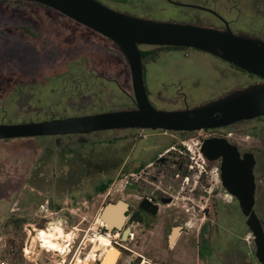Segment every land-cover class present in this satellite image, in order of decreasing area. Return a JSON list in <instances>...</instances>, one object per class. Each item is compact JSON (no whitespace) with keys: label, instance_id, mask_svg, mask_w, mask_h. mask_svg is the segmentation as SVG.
I'll return each mask as SVG.
<instances>
[{"label":"rangeland","instance_id":"374dc122","mask_svg":"<svg viewBox=\"0 0 264 264\" xmlns=\"http://www.w3.org/2000/svg\"><path fill=\"white\" fill-rule=\"evenodd\" d=\"M99 1L114 10L140 18L218 28L224 26L210 13L173 6L167 0ZM174 1L214 9L231 23L236 34L264 40V0ZM28 23L39 26V41L55 40L62 48V57L52 61L39 59L36 66L42 65V73H35L34 69L32 73H28L27 69L30 68L27 67V72L23 75H9L8 79L0 76V124L39 122L52 116L62 118L136 108L129 64L116 46L100 36H87L88 30L81 25L39 4L0 0V73L24 71L20 68L25 64L28 49L24 46L17 47L20 41L34 53L46 51L45 46L40 47V43L31 44L32 37L29 34L24 35L25 28H33L32 25L26 27ZM50 23L56 27L48 26ZM54 34H58V40ZM79 36L88 41L87 48L81 50V53L67 52L65 49H69L68 44H72L75 37ZM10 41L17 42L15 45L18 49L13 55L9 54L5 46ZM142 50L145 51L146 48ZM154 50V58L150 57L144 64L145 85L159 109L183 108L184 94L194 96L193 103L199 105L218 98L227 91L255 84L253 78L248 79L236 68H231L229 75L222 69L218 74L210 76L207 72L209 66L218 67L224 63L210 54L189 48L159 47ZM199 73H202L203 78L193 79ZM196 91H199L197 96L193 94ZM205 134L200 132L187 140L196 151L197 160V151L203 141L201 135ZM233 134V141L239 146L257 152L260 167L256 170L259 191L255 209L261 220H264V151H260L264 145V119L239 123L234 127ZM181 140H184L182 135L176 132L132 129L104 131L70 139L60 138L57 144H54L53 139H39L28 144L18 139L0 140V262L24 264L30 261L22 252L25 243L33 236L26 230L30 224L39 232L35 237L40 233H54L55 228L63 230L68 236L67 240L61 241L65 247L69 245L66 252H48L45 255L47 262L50 258H64L68 264H77L79 259L91 260L101 250L97 237L102 228L100 215L104 207L118 201L127 203L132 198L150 197L152 175L157 179L155 184L168 194H175L180 198L190 197L193 203L189 199H182L181 204L186 205L185 209L191 212L197 210V214L187 218L189 221L186 233L173 248V245H167L179 226H175L169 239V232L165 234V217L152 236L150 227L136 232L135 243L125 245L129 249H123V253L112 245V248L119 250V257L116 256L114 264H260L256 258L254 236L246 224L247 218L236 197L222 186L220 163L209 162L203 157L206 165L202 161L200 164L206 167L207 173L200 181H195L193 173L189 174L186 168L190 159L179 152ZM56 145L65 149V159L69 158L70 162H74H55L53 165L58 172L70 169L73 173L76 185L70 186L69 193L75 196L74 200L64 198L58 201L55 205L62 211L57 215L52 211L45 212L42 216L38 214L43 203L40 201L30 217L21 219L18 212H12L9 217L10 207L17 198V180L22 168L35 161L40 163L45 152ZM81 145H84V149L79 147ZM170 145L175 148H171L170 153L163 156L164 160L158 163L156 159L160 152ZM69 151L76 154L66 153ZM129 160L133 161L131 173L124 174L123 167ZM150 162H154L151 168ZM187 175L191 176L188 181ZM8 182L17 190L12 193L11 201L6 191ZM104 182L109 187L99 195L97 186ZM65 190L66 187L60 188L59 192H66ZM43 217H47L49 223H45ZM16 218L24 221L20 237L11 232ZM201 227L203 233L198 238ZM40 240L41 235L34 240L38 248ZM12 243L20 245L19 254ZM45 259L41 258V261L45 262ZM100 261L101 258H96V262L92 264H100Z\"/></svg>","mask_w":264,"mask_h":264},{"label":"water","instance_id":"95a60500","mask_svg":"<svg viewBox=\"0 0 264 264\" xmlns=\"http://www.w3.org/2000/svg\"><path fill=\"white\" fill-rule=\"evenodd\" d=\"M39 4L97 32L115 43L127 60L131 72L136 108L55 119L43 122L0 124V140L68 134H89L113 130H151L197 132L228 127L264 117V40L234 33L229 27L218 30L191 23H176L140 18L114 10L99 0H6ZM178 6L214 10L175 3ZM141 46L189 48L213 55L261 79L262 82L233 90L194 108L161 110L150 102L144 81ZM202 154L209 161L221 159L222 186L236 197L246 224L254 236L256 258L264 264V225L256 212V158L241 154L225 138L206 139ZM140 208L155 213L148 200ZM128 204L123 201L104 207L100 218L109 230H122ZM29 233L35 235L32 226ZM129 229L124 231L127 236ZM176 237L172 236L174 242ZM119 254V250L117 251Z\"/></svg>","mask_w":264,"mask_h":264},{"label":"flooded vegetation","instance_id":"af4514ba","mask_svg":"<svg viewBox=\"0 0 264 264\" xmlns=\"http://www.w3.org/2000/svg\"><path fill=\"white\" fill-rule=\"evenodd\" d=\"M167 1L170 4H172L173 6H178L175 3H179V2H176L174 0H167ZM180 4H183V3H180ZM185 5L200 6V5H194V4H185ZM179 7H185V6H179ZM201 7L207 8L210 10H214V9L204 7V6H201ZM185 8H191V7H185ZM194 9H196V8H194ZM198 10H201V9H198ZM202 11L212 14L211 12H208L205 10H202ZM214 11L224 19V20H222L218 15L212 14L218 20H220L224 24V26L222 28L214 27L211 25L206 26V27H211V28L218 29V30H226L229 27L232 30L231 23L224 16H222L219 12H217L216 10H214ZM133 16H135V15H133ZM70 20H72V19H70ZM72 21H74V20H72ZM77 24H79V23H77ZM29 25H32L33 28H25L24 35L27 36V34H29L32 37L31 44L34 43L35 45H37L38 43H40V47L45 46L46 51L45 52L38 51V52L34 53L31 51V49L29 47H27V45L25 43L23 45V43L20 41L22 46H24L25 48L28 49V52L26 53V57H28V59H26L27 65L21 66V68H20V69H23L24 71L11 70L9 73L8 72L7 73H0V76L7 77V79H8L9 75H11V76H13L14 74L23 75L25 72H27V70H29L28 73H32L33 69L35 70V73H40L41 70L43 69V67H41L42 65L36 66L37 64H33V59L30 58L31 57L30 55H32V54H33V57L34 56L37 57V55L39 56L38 58H36L37 60L46 59V60L52 61L55 58H56L55 60L60 58L59 56H61V54H62L60 51V49L62 50L61 46H59L56 43V41L53 39H41V41H39L40 36L37 33V32H39L38 31L39 26L36 27V26H34L35 24L28 23L26 25V27ZM79 25H81V24H79ZM198 25L202 26V24H198ZM48 26L56 27V25L53 23L48 24ZM81 26L83 28H85L86 30H88L87 36H89V34L90 35L92 34L95 36H100L104 40L107 39L106 37L98 34L97 32H95V31H93V30H91V29H89L83 25H81ZM54 36L58 40V38H57L58 34L57 35L54 34ZM65 37L66 36H64V39H66ZM107 40H109V39H107ZM113 44L116 46L118 51L122 54V52L119 50L118 46L115 43H113ZM87 45H88V41L85 38H81L79 36V37H75V40L73 41V43L68 44L69 49H65V50L67 52L73 51L74 53H78V52L81 53V50L87 48ZM102 47H103V45H102ZM143 48H146V50L143 51L142 50ZM155 48H159V47H152V46H141L140 47L141 53L142 52H148L149 53L148 58L144 59L143 65L145 64V62L148 59L150 60V57L154 58L153 53L155 51L154 50ZM160 48H180V47H160ZM221 61L224 62V63H221V66H218V67L209 66L207 68V72L209 73L210 76L218 74L219 71L222 69H224L226 71V74H228V72L231 71V68H236L237 71L241 72L242 75H245L248 79L253 78L254 79L253 83L254 82L255 83L262 82V80L257 78L256 76H253V75L229 64L226 61H223V60H221ZM27 67H29L30 69H27ZM222 72L224 73V71H222ZM201 76H203L202 73H199V76H195L193 79H195V78L202 79L203 77H201ZM144 81H145V69H144ZM241 88H244V87H241ZM238 89H240V88H238ZM229 92H231V91H229ZM229 92L227 91V93H229ZM147 94L150 98V102L152 103V105L154 107H156L155 103L153 102L154 100L151 97V95H149L148 91H147ZM193 94L197 96L199 94V91L193 92ZM226 94H223L222 96H224ZM222 96H220V97H222ZM220 97H218V98H220ZM218 98L210 99V100H208V102L214 101ZM194 99H195L194 96L190 97V95L184 94V96H183V108L176 109V110H184V109L194 108V107H197L199 105H202V104L195 105L193 103ZM133 101H134V98H133ZM134 103H135V101H134ZM203 104H205V103H203ZM157 109H159V108H157ZM161 110H163V109H161ZM96 114H98V113H96ZM89 115H91V114H89ZM79 116H84V115H73V116H67V117H62V118L52 116L50 119H44V120L39 121V122L51 121V120H55V119H66V118H70V117H79ZM262 119H264V117L256 118V119L249 120V121H243V122H239V123L257 121V120H262ZM239 123H236V124L228 126V127L213 129V130H201V131H197V132H176V133H179L180 135H182V138L184 139V140H181V145H182V142L186 143L187 140H191L192 137L195 136V134H198L200 132L206 133L205 135H201L203 141H201L200 148L198 149L200 151H202V145L206 139L225 138L231 144L236 145L242 155L245 153H253L255 155V158H256V166H255L254 172H255L256 183H257V189H256V199H257L259 187H258V182H257L256 170L258 169V166L260 167L259 158L257 156L256 150H252V149L246 150V149L242 148L241 146H239L238 143L233 141V135H234L233 130H234V127ZM96 133H100V132H93V133H89V134H68V135H57V136L32 137V138H22V139H18V140H21L23 142H27V144H28V143H31L35 140H39V139L40 140L53 139L54 144H57V140L60 138L70 139V138H73L75 136L85 137V136H89V135L96 134ZM181 145H180V147H181ZM79 147L84 149V145H81ZM172 147H174V146H171L169 149H167L163 153L159 154L158 158L156 159L158 161V163L164 160L163 156L167 153H170L169 150H171ZM64 150H65L64 148L59 147V145H56L54 148H51L50 150H47L45 152L44 157H42V161H40V163L35 161L34 163H31L28 167L25 166L24 168H22V170L20 172V177L17 180L18 185H19L18 191L15 190L14 187H12V185L9 184V182H8V185L6 187V191H8L9 201H11L12 193H14L16 191L18 192V193H16L17 198L15 199V203L13 204V206L10 207L9 217L11 216L12 212H14V213L18 212L19 216L18 215L17 216L20 217L21 219H23L24 217H30V215H32V212L36 211V207L40 201H42L43 203L40 205V210H39L40 212L38 211V214L40 213L42 216L43 213L48 212V211H52L53 214L57 215L60 211H62V209L58 205H55L58 201H61L64 198H68V199L71 198L74 200L75 196L72 193H69L70 186L74 187L76 185L75 179H74L75 177H74L73 173L70 172V169H67L66 172L63 170H61V172H58L57 169L54 170V166H53L55 162H57V164H65L68 162L74 163V162H70L69 158L65 159V157H64L65 151ZM260 151H264V145L261 147ZM66 153L76 154V152H74V151H69ZM215 162L221 163V159L214 161V163ZM149 165H150V168L153 167L154 162H150ZM122 171H123V169H122ZM99 172H101V169L99 170ZM88 176H89V174H88ZM155 179H156V177H153L152 175H150V180H151L150 181V197H142L140 199L132 198V199L127 201V204H128V209L126 211L127 219L125 221L123 229L120 231V239L122 242V244L120 246L122 248H127L125 245H129V244L131 245V244L135 243L136 232H138L139 230L144 231L145 230L144 228L150 227V236H152L155 233L156 227L160 224L161 219H163L164 217H165V219H163V220H165V224H166L165 234L167 235V233L169 232V239L171 238L170 235L174 231L175 226H179V228L176 229L173 233V236L176 235L175 241L172 243L169 240L168 245H167V247H170L173 245L172 246V248H173L178 244V242L180 241L183 234L186 233L185 230L187 229L188 221H189L187 218H189L190 215L195 216V214H197V210H195L194 212H191L189 209H185L186 205L181 204V201H183L182 199H184V200L189 199V201H191L193 203V201L190 197L180 198L178 196H175V194L174 195L168 194L165 190L159 188L155 184L156 180H157V179L156 180ZM182 184L184 185L183 182H182ZM106 185L107 184L104 182V183H101L97 186L96 190L99 193V195L102 194L103 192H106V190H105ZM65 187H66V190H65L66 192H61V191L59 192L60 188H65ZM170 189H171V187H170ZM72 191L74 193L75 189L73 188ZM144 200H148V202L150 203V207L156 209L155 213H151V212L149 213V212L145 211L144 209L140 208V206ZM197 207H199V206H197ZM52 209L55 211H53ZM198 211H200V210H198ZM43 221L45 223H49L47 217H43ZM29 226H32V224H30L26 227V230L28 231V233H29V230H28ZM32 228L35 231V235H37V231H36L35 226H32ZM127 229H129V233L127 236H124V231ZM202 233H203V229L201 227V229L197 235L198 238L199 237L201 238ZM34 236H31V237H34ZM195 239H196V235H195ZM165 242H167L166 238H165ZM121 247L119 248L120 250H121ZM127 249H129V248H127ZM150 257L157 259L154 256H150Z\"/></svg>","mask_w":264,"mask_h":264},{"label":"built area","instance_id":"2783aa9c","mask_svg":"<svg viewBox=\"0 0 264 264\" xmlns=\"http://www.w3.org/2000/svg\"><path fill=\"white\" fill-rule=\"evenodd\" d=\"M172 148H175V147H172ZM179 152L182 156L190 159L189 164L186 167L188 173L189 174L193 173L192 174L193 179H195V181H200L201 178L204 176V174L207 173L206 167H204V165H206V163H205V159L203 158L204 156H203L202 152L200 150L197 151L198 156H199V160H197L195 157L196 151L194 152L193 147L188 143V141L186 143L182 142V145L180 147ZM200 161H202L204 165H201ZM178 177H179V175H178ZM190 179H191V176L187 175L186 181H188ZM104 224L105 223L103 222L102 228L100 230V236L101 235L106 236L110 240L111 245H115L119 249L121 247L120 245L122 244L121 239H120V230H109L106 228V225H104ZM37 233H39V232H37ZM99 237H97V238H99ZM35 238H38V237H35ZM35 238L30 237V240H28L25 243V246H24L22 252H23V256L25 258L30 259V261L37 263V261H35V260L38 259V257L42 254V252L43 251H49V250L47 248L43 247L42 242H40V248H38L37 243L34 241ZM68 247H69V245H66L64 251H62V252L59 251L57 253L64 254L66 252V248H68ZM123 249L126 250L127 248L121 247V250L119 249L121 251V253L124 252ZM49 252H55V251H49ZM93 259H95V260H93ZM91 261L96 262V258L92 257ZM63 262L66 263V260H63ZM0 264H10V263L5 262V261H1Z\"/></svg>","mask_w":264,"mask_h":264},{"label":"bare ground","instance_id":"6f19581e","mask_svg":"<svg viewBox=\"0 0 264 264\" xmlns=\"http://www.w3.org/2000/svg\"><path fill=\"white\" fill-rule=\"evenodd\" d=\"M55 230L56 231L54 233H50V232L49 233H40L38 238L41 235L40 241L42 242L43 247L47 248L49 251H55L57 253L59 251H61V252L64 251L65 245H63V243L61 241L67 240L68 236L65 233H63V230H61L59 228H55ZM174 237H176V235L173 236V239H174ZM98 240L100 242L99 246H101V250L99 251V254L95 253L97 256L93 255L92 257L93 258L94 257L98 258L99 256L103 257L104 261L101 262L100 264H114L116 256L119 257V254L117 255L118 250L116 248H112L113 246L111 245L110 240L106 236L101 235L98 238ZM110 248H112V250H110ZM105 251H107L106 254L104 253ZM93 260H95V259H93ZM82 261H83V263H82ZM77 264H86V260L85 259L84 260L79 259Z\"/></svg>","mask_w":264,"mask_h":264},{"label":"trees","instance_id":"16d2710c","mask_svg":"<svg viewBox=\"0 0 264 264\" xmlns=\"http://www.w3.org/2000/svg\"><path fill=\"white\" fill-rule=\"evenodd\" d=\"M6 2H8V1H6ZM15 3H18V4H26V3H28V2H19V1H14ZM15 43H17V42H15V41H10V43L8 42L7 43V45H6V43H5V46L7 47V49L9 50V54L10 53H12V55H13V53L16 51V49H18L17 47H23L22 46V44L20 43V42H18L17 44H18V46L16 47V45H15ZM4 52V51H3ZM148 55H149V53L148 52H142V60L144 61V59H147L148 58ZM31 57L30 58H32L33 59V64H37L38 63V60L36 59V58H38V57H36V56H34L33 57V54L32 55H30ZM16 58H18L17 60L19 61V55H17L16 56ZM10 59H13V57L12 56H10ZM26 59H28V57H26ZM35 60H37L36 62H34ZM27 65V62L25 61V64H24V66H26ZM190 136V135H189ZM188 136V137H189ZM132 162L133 161H131V160H129V161H127L126 163H125V165H124V167H123V169H124V174H128V173H131V170H132ZM108 187H109V184H107L106 185V187H105V190H107L108 189ZM262 222H263V225H264V220H262ZM23 225H24V221H22L21 219L19 220V219H14V229H13V231H11V232H13V235H16L17 237H20L21 236V234H22V228H23ZM7 232H10V231H7ZM12 246H14L15 248H17L18 249V254L20 253V251H21V248H20V245H15V244H13L12 243ZM202 256H204V254L202 253Z\"/></svg>","mask_w":264,"mask_h":264},{"label":"crops","instance_id":"0c3cea01","mask_svg":"<svg viewBox=\"0 0 264 264\" xmlns=\"http://www.w3.org/2000/svg\"><path fill=\"white\" fill-rule=\"evenodd\" d=\"M172 145H170L168 148H165L163 151L160 152L163 153L165 150L169 149ZM109 250V249H108ZM49 251H43L42 254L38 257V259H36L35 261H37L38 264H68L67 262L64 263L63 260H65L64 258H59L58 260H54V258H50L49 259V262L48 259H45V255L48 254ZM107 251H105L104 253L106 254ZM41 258H44L45 259V262H42L41 261ZM49 258V257H48ZM98 258H101V261L100 262H103L104 261V258L103 257H98ZM97 258V259H98ZM116 261V260H115ZM53 262V263H52ZM93 261H91L90 259H86V264H92ZM33 261H26L24 264H37ZM83 263V261H82ZM93 264H96V263H93ZM98 264V263H97Z\"/></svg>","mask_w":264,"mask_h":264}]
</instances>
